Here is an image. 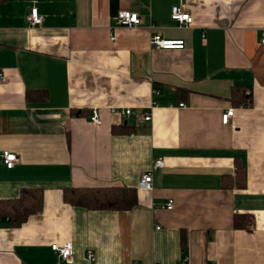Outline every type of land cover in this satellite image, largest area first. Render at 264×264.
I'll return each instance as SVG.
<instances>
[{
    "label": "crops",
    "instance_id": "crops-1",
    "mask_svg": "<svg viewBox=\"0 0 264 264\" xmlns=\"http://www.w3.org/2000/svg\"><path fill=\"white\" fill-rule=\"evenodd\" d=\"M32 6L41 25L26 21ZM173 6L191 23L172 20ZM124 10L141 23L120 24ZM153 33L185 47H152ZM263 36L264 0H0V200L43 189L21 225L0 215V264H264ZM232 87L250 105H234ZM30 90L46 96L28 101ZM4 150L18 157L11 168ZM236 163L243 188L222 184ZM99 185L134 187L138 203L88 210L62 199L65 187ZM235 214L253 216L251 228L234 227ZM65 242L70 260L51 249Z\"/></svg>",
    "mask_w": 264,
    "mask_h": 264
},
{
    "label": "trees",
    "instance_id": "trees-1",
    "mask_svg": "<svg viewBox=\"0 0 264 264\" xmlns=\"http://www.w3.org/2000/svg\"><path fill=\"white\" fill-rule=\"evenodd\" d=\"M180 90V89H179ZM46 96L45 90H30L25 96L28 101L34 99V95ZM230 100L234 105L248 106L251 96L246 94L244 87H232ZM237 178L224 176L222 184L230 186L233 183L240 188L245 186L246 172L240 163H236ZM42 188H22L15 198L0 200V215L8 219L10 226H19L27 218L35 214L42 206ZM62 199L72 206H79L88 210L128 211L138 203L137 190L134 187L122 185H99L91 187H65L62 190ZM234 227L251 228L253 216L249 214H235ZM182 245H185V237L182 235Z\"/></svg>",
    "mask_w": 264,
    "mask_h": 264
},
{
    "label": "built area",
    "instance_id": "built-area-1",
    "mask_svg": "<svg viewBox=\"0 0 264 264\" xmlns=\"http://www.w3.org/2000/svg\"><path fill=\"white\" fill-rule=\"evenodd\" d=\"M170 17L172 20L176 21L180 25H187L190 24L192 21L191 15L181 6H173L170 12ZM117 18L120 24L126 26L139 25L141 23L140 16L136 12H132L129 10L120 11ZM43 19H44L43 15L40 14L37 7L35 6H32L29 9V12L26 16V21L30 26L41 25ZM261 41L264 42V36L261 39ZM149 43L152 47H159L163 49H183L185 47L184 40L164 38L158 33L151 34L149 38ZM4 81H5L4 70L0 68V82H4ZM154 92L158 93L156 90H154ZM178 105L180 107L185 106L183 102H180ZM154 106H156L155 101L152 102L144 111V113L142 114V119L144 121L151 120V109ZM111 111L112 112L119 111L123 115H129L132 112L130 108H126L124 110H115L114 108H112ZM233 112H234L233 108L226 110L225 113L221 115L222 123L226 124L229 118L232 116ZM89 119L93 124L100 123V116L97 108L92 109ZM2 159L7 168H11L18 161L17 155L9 150H4L2 152ZM163 164H164L163 160L154 159L152 162V167L159 168L162 167ZM151 183H152V171L148 170L142 174L139 182V187L142 189H150ZM172 207H173V200L169 199L166 203V208L171 209ZM51 249L56 253L58 258L63 260H70L73 254V245L71 242H65L62 245L53 243L51 244ZM92 257H93L92 254L88 255V258L92 259ZM186 260L187 258H183L182 261L179 262V264H185Z\"/></svg>",
    "mask_w": 264,
    "mask_h": 264
}]
</instances>
